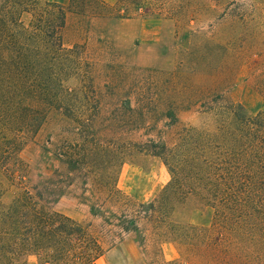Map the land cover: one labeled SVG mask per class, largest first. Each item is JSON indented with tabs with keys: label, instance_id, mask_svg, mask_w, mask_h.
I'll return each instance as SVG.
<instances>
[{
	"label": "rangeland",
	"instance_id": "obj_1",
	"mask_svg": "<svg viewBox=\"0 0 264 264\" xmlns=\"http://www.w3.org/2000/svg\"><path fill=\"white\" fill-rule=\"evenodd\" d=\"M46 2L65 7L62 37L75 52L62 58L61 100L36 104L45 122L9 171L0 169V264L49 258L21 246L23 231H3L25 190L42 195L50 218L104 233L95 264H264L263 167L254 196L231 199L220 178L217 188L169 209L166 222L177 231L143 219L145 243L128 233L110 246L114 235H105L120 230L115 216L135 217L170 182L153 144L179 151L189 131L197 167L213 154L220 163L231 152L238 162L236 124L233 138L219 132L233 121L229 107L264 111V0H39ZM58 219L47 220L50 230H70Z\"/></svg>",
	"mask_w": 264,
	"mask_h": 264
},
{
	"label": "trees",
	"instance_id": "obj_2",
	"mask_svg": "<svg viewBox=\"0 0 264 264\" xmlns=\"http://www.w3.org/2000/svg\"><path fill=\"white\" fill-rule=\"evenodd\" d=\"M65 23L66 9L57 3L46 2L42 6L39 0H0V141L5 144L0 148V169L4 172L9 171L14 154L25 146L27 136L46 120L44 113L36 110V104L61 100L65 72L62 58L64 53L75 52V49L67 51L64 44ZM227 111L233 121L219 133L233 138L232 125L236 124L241 142L239 163L233 161L235 155L230 152L220 163L213 154L197 167L189 149V131L179 151L166 144H153L151 153L164 163L171 180L153 203L140 205L135 217L115 216L120 230L105 231V235H114L109 240L110 246L128 233H134L140 244L145 243L138 224L143 219L147 222L157 219L164 227L157 228L158 231H177L179 226L166 222L169 209L183 204L196 190L204 193L217 188L220 178L228 186L229 197L235 196L232 192L254 196L258 171L264 169V111L252 115L242 106H232ZM217 145L218 150L223 148L220 143ZM217 170H222L224 175L220 176ZM236 175L240 185L237 192ZM43 201L42 195L33 197L25 190L21 202L4 216L3 231H23L18 234L21 246L28 243L34 249L47 251L49 258L45 264H95L105 253L102 244L106 239L101 235L104 233L88 231L58 214L53 218L67 221L71 228L65 231L59 223V226L51 225L54 228L50 230L46 224L53 218L43 211L40 205ZM92 215L103 217L95 209ZM106 223L110 224L109 220Z\"/></svg>",
	"mask_w": 264,
	"mask_h": 264
}]
</instances>
